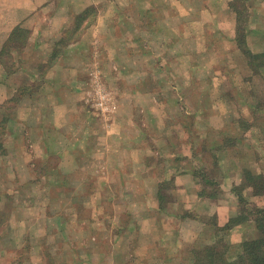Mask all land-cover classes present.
<instances>
[{
	"label": "rangeland",
	"instance_id": "1",
	"mask_svg": "<svg viewBox=\"0 0 264 264\" xmlns=\"http://www.w3.org/2000/svg\"><path fill=\"white\" fill-rule=\"evenodd\" d=\"M227 1L51 3L50 13L65 21L53 23L51 18L48 32H57L59 25L60 32H65L59 44L76 39L81 42L78 59L82 68L67 66L73 59L69 51L65 72H69L67 78L74 74L78 79L58 89L65 107L52 111L49 117L35 111V122L30 126L33 131L20 139L27 154L19 157L0 143L5 160L0 172L6 177L0 187L12 192L7 212H0V239L16 242L19 262L24 264L25 253H33L29 258L38 263L44 251V264H72L75 255L80 264H107L98 253L108 248L121 253L124 239L132 240L131 248L136 242L137 230L125 227L127 221L149 218L145 228H153L155 240L168 229L166 226L159 233V228L148 225L154 220L166 221L143 210L147 205L164 207L174 201L176 217L189 218L207 208L199 205L195 213L181 209L190 203L191 194L179 190L174 180L165 179L170 166L177 164L174 174L196 160L206 161L208 168L195 169L199 189L216 194L221 183L205 180H211L212 173L218 177L214 164L219 157L227 165L246 154L264 159L262 149L248 145L252 133L258 132L264 145V113L252 122L232 116L234 111L247 113L249 103L261 105L264 111V79L249 65L264 59L246 53L264 52V0H229L226 5ZM70 33L75 34L70 37ZM222 123H230V127L225 139L229 148L221 153L216 146L221 141L218 128ZM1 128L0 140L5 142L10 139L8 134L4 136L9 132L8 120H2ZM204 144L215 147L205 149ZM23 157L37 162L26 166ZM49 157L53 162L47 161ZM43 158H47L44 165ZM253 170L264 175L261 163ZM145 176L157 177L156 182L144 181ZM228 182L224 179L227 189L231 188ZM242 182L236 186L241 187ZM155 188L159 189L158 201L151 195ZM172 189H178L174 196ZM246 190L243 193L250 194L251 190ZM223 200L227 206L237 204L239 213L263 205L261 199L247 198L244 206L227 194ZM211 217L210 239L230 245L227 231L220 230ZM172 226L175 228H169L170 236L165 238L171 243L178 220ZM243 230L235 232L245 236L252 231ZM148 247L141 251L146 254ZM145 257L130 264H159ZM175 257L171 254L172 259L165 264H177Z\"/></svg>",
	"mask_w": 264,
	"mask_h": 264
},
{
	"label": "crops",
	"instance_id": "2",
	"mask_svg": "<svg viewBox=\"0 0 264 264\" xmlns=\"http://www.w3.org/2000/svg\"><path fill=\"white\" fill-rule=\"evenodd\" d=\"M53 2L54 0H0V137L2 120H8L9 132H6L4 136L7 134L10 136V139H5V142L0 140V143H3V145L1 143V147L6 151L10 149V153H13L15 150L19 157L27 154V147L24 146L23 141H20V139L24 137L25 133L33 131L30 129V126L35 122V111L41 110L42 112L40 114H42V117L44 115L49 117L52 111L65 107V101L62 96H59L58 89L60 85L72 83L73 81L75 83L78 79V76L74 77V74L71 78H67L69 72H65L66 56L70 55V53L71 56H73V59L67 64L68 67H71V69L82 68L80 60L78 59L81 56V50L79 49L81 42L76 39L73 42L64 43L62 45L59 44V40L65 34V32H60L59 25L57 26V32H51L52 30L48 32L51 27V18L53 19V23L57 21L58 24H60L65 21L64 17H58L56 14L50 13L49 6ZM222 3L224 4V2ZM225 4L229 5V0L225 2ZM52 15H54V17H52ZM74 34L75 33H70V37L74 36ZM69 51L71 52L69 53ZM33 85L37 87L32 89ZM7 104H10V106L7 107ZM247 107L249 110H246L247 113L245 112V114L234 111L232 114L234 117L233 119L244 117L248 119L249 122H252L257 115L264 113L263 109H257L250 103L247 104ZM19 117H21V119H19ZM227 127H230V123L225 125L222 123L218 128L221 141L217 142L216 147L221 153L229 148V145L225 143ZM261 131H264V127ZM252 135V137L250 136L251 141L248 142V145L252 146L254 150L262 149L264 151L263 142H260V138H258L261 133H252ZM236 142H239V140ZM214 147L215 144H204L205 149ZM46 150H48L47 145ZM1 156L2 155H0V166L2 162L4 163L5 161L2 160L3 158H1ZM261 158L256 159L250 154H246L245 158H240V160L235 159L233 165H227L225 159L219 157L218 161L216 160L214 164L218 170L217 175L219 178L213 173L209 176L215 182L217 180L219 184L221 183L220 186L222 187L218 189L216 194L214 193V195H216L214 198L209 197L199 189L200 180L196 177L195 172V169L199 167H201L200 169L208 168L210 166L209 163L207 164L206 161L199 162L196 160L194 163L197 166H195V164H190L189 168H185V170L181 169L178 172L175 171L174 174H172V172L177 167V164L170 166V175L165 179L174 180L179 190L183 191V193L189 191L191 194V197H189L190 203H186V206L183 205L181 209H191L192 211L194 210L195 213L198 210V206L203 205L207 207L205 211L200 210V212L198 211L195 216H191L190 218L187 216L182 217L181 215L176 217V212L178 213V210L177 206L174 209L175 206L172 204L174 201L168 203V205L164 207L160 206L157 202L158 205H147L148 209L143 210L153 212L156 217L160 215L162 218L164 217L163 219L166 221V223H163L154 220L153 223L151 222L148 224L154 228L156 226L155 229L159 228V233L160 230L163 232L166 226L168 229L175 228L172 224L174 225L175 221L178 220V229L174 230L175 238L171 237L174 239L173 242L171 243L169 240L168 242L165 240V238L170 236V230L168 229L163 232L162 236L160 234V237L157 238L158 240H155L153 238V228L149 226L145 228V220H149V218L137 222L130 220L126 222L125 227H134L135 230H137V239L134 246L131 248L132 240L128 238V244L125 239L122 242L123 246L121 253L106 248L107 250H105V252H100L98 255H103L107 264H130L131 261L143 256L145 257L146 254L148 255L145 257L147 260L149 258L155 262L159 261V264H165L171 260V254L176 256L175 262L178 261L177 264H194L195 257L193 250L215 243V239H210L211 235L207 232L210 226L213 227V225H211L213 223L208 222V218L212 216L211 218L214 219L217 227H224L231 218L237 215L239 212L238 205L231 201L233 205L229 204L227 206L223 198L227 194L238 201L233 187L237 185L238 182L243 181L245 169L253 170L254 167H258L260 163L261 166L264 167V159ZM23 159H25L26 166H34L37 162L33 160V158L29 159V161L26 157H23ZM46 159H42V165L46 163ZM47 161L49 163L53 162L50 157ZM156 179L157 177L152 176L148 178L147 176L144 177V181L147 182H156ZM224 179L229 180L228 183L231 188L227 189V187H225L223 184ZM4 180L6 181V177L3 172H0V181ZM29 181L33 180L31 179ZM178 183H180V185H178ZM177 190L172 189L170 191L171 196H174ZM9 193L12 192L8 188L0 187V207L2 208L3 206L0 212H7L6 203L10 199L9 196H11ZM151 195L158 201L159 189L155 188ZM187 195L186 193V196ZM245 196L246 198L255 200L261 199L258 196H251L250 194ZM212 205L215 207L210 210ZM172 220L174 221L172 222ZM62 226L61 224V228ZM1 227L2 222L0 221V228ZM248 229L252 231L249 230V233H245V236L242 234L238 236L235 232L241 230L245 232ZM226 231L231 243L230 248H233V251H235L237 249L236 247L243 241L252 240L256 237V226L253 219L227 228ZM217 242L218 241H216V243ZM14 244L15 248H13V250L12 247ZM6 245L10 246V248H6ZM145 245L149 246L146 254L145 250L141 251ZM188 246L190 248H188ZM4 247L6 249H4ZM17 249L18 246L16 242L0 239V264H12V261H15L16 264H21L22 262H19L18 259ZM74 249H76L75 245ZM158 250L160 252H158ZM148 252H150L152 256H150ZM29 256L32 257L33 253L29 255L25 253L26 259L23 261L24 264H44L43 258L46 254L44 251L41 253L42 259L38 263L32 261ZM74 257V263L72 264H80L82 262L80 258H76V255ZM6 260L11 261L7 263Z\"/></svg>",
	"mask_w": 264,
	"mask_h": 264
},
{
	"label": "trees",
	"instance_id": "3",
	"mask_svg": "<svg viewBox=\"0 0 264 264\" xmlns=\"http://www.w3.org/2000/svg\"><path fill=\"white\" fill-rule=\"evenodd\" d=\"M246 53L254 59H264V52L252 53L251 51H246ZM249 65L254 74L260 75L264 79V72L261 71L264 69V61ZM260 67L263 68L260 69ZM254 106L258 109L261 105L254 104ZM255 173L251 169H245V180L240 183L241 187L235 185L233 190L237 195L238 204L244 206L248 204L245 196L246 193H243L247 191V187L251 190V196H258L262 199L263 205H254L252 210H248L249 208L243 209L235 217L231 218L224 227H221L220 230L224 231L234 225L253 219L256 226V237L252 240L243 241L236 247L235 251H233V248H230L231 244L229 245L227 242L221 241L215 242L213 245L204 246L202 250H193L195 257L194 264H264V175ZM205 182H213V180L206 179ZM207 195L211 198L216 197L212 193H208Z\"/></svg>",
	"mask_w": 264,
	"mask_h": 264
}]
</instances>
